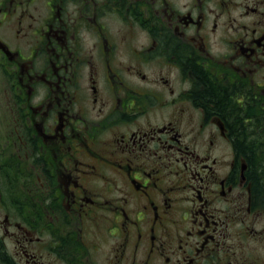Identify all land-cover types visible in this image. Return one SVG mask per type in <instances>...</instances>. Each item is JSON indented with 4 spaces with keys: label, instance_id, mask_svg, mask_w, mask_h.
Returning a JSON list of instances; mask_svg holds the SVG:
<instances>
[{
    "label": "flooded vegetation",
    "instance_id": "af4514ba",
    "mask_svg": "<svg viewBox=\"0 0 264 264\" xmlns=\"http://www.w3.org/2000/svg\"><path fill=\"white\" fill-rule=\"evenodd\" d=\"M0 79V264H264V0H0Z\"/></svg>",
    "mask_w": 264,
    "mask_h": 264
},
{
    "label": "trees",
    "instance_id": "16d2710c",
    "mask_svg": "<svg viewBox=\"0 0 264 264\" xmlns=\"http://www.w3.org/2000/svg\"><path fill=\"white\" fill-rule=\"evenodd\" d=\"M211 94L215 101L224 104L222 111L228 115V118L232 117L231 111L225 109L227 99L219 94L216 95L215 92ZM234 123H236L234 126L236 149L248 162L246 173L252 183L253 195L258 205L264 209V122L259 125L250 122L245 126L242 121Z\"/></svg>",
    "mask_w": 264,
    "mask_h": 264
},
{
    "label": "rangeland",
    "instance_id": "374dc122",
    "mask_svg": "<svg viewBox=\"0 0 264 264\" xmlns=\"http://www.w3.org/2000/svg\"><path fill=\"white\" fill-rule=\"evenodd\" d=\"M9 104L6 95L3 93V86L0 79V127L2 129L11 119Z\"/></svg>",
    "mask_w": 264,
    "mask_h": 264
}]
</instances>
